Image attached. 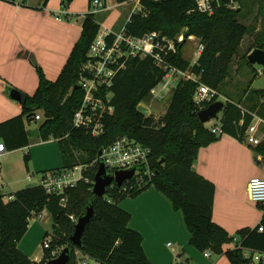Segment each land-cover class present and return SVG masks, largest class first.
I'll return each instance as SVG.
<instances>
[{"label":"trees","instance_id":"trees-1","mask_svg":"<svg viewBox=\"0 0 264 264\" xmlns=\"http://www.w3.org/2000/svg\"><path fill=\"white\" fill-rule=\"evenodd\" d=\"M48 1L45 0L44 5ZM73 1L62 0V6L68 7ZM127 1L130 0H117L119 4ZM239 1L242 2L241 9L222 8L209 15L197 10L196 0H147L149 15H133L127 24L129 34L142 36L150 31H159L176 39L185 32L186 38L200 37L205 46L196 64L184 58V42H176V51L165 57L169 63L199 75L200 81L182 80L173 91L166 114L159 119L141 113L137 106L141 102L149 104L152 101L151 89L162 80L165 70L150 56L134 57L129 60L127 69L116 75L110 87L115 111L105 118V133L93 136L73 126L75 111L84 97L78 84L80 70L101 23L94 13L83 17L81 36L56 80L48 79L43 69L35 64L39 75L35 93H26L27 101L22 104L20 115L0 122V142L5 144L7 151L30 145L31 130L28 127L32 122H38L35 115L41 110L45 119L37 127L40 138L58 141L63 162L61 167L44 173L90 165L98 158L100 150L111 145L117 137L126 135L152 149L149 164L154 176L147 179L145 186L135 187L125 194L119 193L118 188L114 189V201L111 202L106 197L95 195L93 184L85 180L66 190V206L61 203L62 196L49 193L41 185L9 194L0 190V264H46L57 257L61 248L72 245L70 235L75 223L69 215L75 213L79 217L87 211L89 204L94 206V218L86 227L82 247L73 246L72 257L67 264H78L77 249L98 264H153L143 248V235L130 228L132 216L120 206L125 198L137 197L151 186L165 194L176 211L183 212L190 232V244L200 252L225 255L231 264H249L244 249L264 252V231H259L260 226L264 227V215L254 228L247 227L230 234L213 220L216 185L195 170L203 147L224 135L245 142L254 114L264 118V89L250 91L246 102L242 100L243 95L236 97L228 93L229 100L220 119L223 134L216 135L200 121L198 113L219 96L201 103L194 100L199 83L219 91L230 75L233 58L242 39L249 33V27L239 19L243 3L248 0ZM259 38L254 49H264V36ZM12 89L16 88L9 87L8 91ZM248 91L249 87L245 93ZM255 151L261 156L258 163H264V140L255 146ZM29 159L28 153L25 160ZM96 173L97 166L85 171L91 180L95 179ZM257 206L264 209L260 204ZM44 211L53 220L54 236L50 246L44 249L43 259L35 261L20 250L19 243L29 229L30 219ZM47 235L46 232L45 237ZM233 243L234 246L226 248Z\"/></svg>","mask_w":264,"mask_h":264},{"label":"crops","instance_id":"crops-1","mask_svg":"<svg viewBox=\"0 0 264 264\" xmlns=\"http://www.w3.org/2000/svg\"><path fill=\"white\" fill-rule=\"evenodd\" d=\"M44 2L45 0H0V122L22 113V103L11 98L9 87L29 95H33L38 88L39 75L32 58L48 79L56 80L81 36L82 16L89 10L90 0H74L68 7L62 6V0H49L46 5ZM106 2L109 5V0ZM109 7L108 11H111L112 5ZM75 13L81 16L76 19L77 23L67 21L73 19L72 15ZM119 21L120 18L107 26L118 29ZM257 76L259 75L250 79L251 87ZM228 81L227 78V85ZM236 86L234 92L228 93L243 95L242 100L248 101L252 88L249 87L248 93H245L248 87L239 83ZM255 115L258 116L255 113L254 117ZM52 140L55 139L48 141ZM31 141L32 137L30 145ZM258 157L261 159L256 154L255 146L224 135L220 140L203 147L195 163V170L216 185L213 220L232 235L259 224L256 225V221L260 219V215L254 213L251 205L258 206L250 201L247 192L249 180L254 176L264 175V163H258ZM58 160L63 164L60 148ZM61 164L52 166L46 162V166L42 167L48 171L52 167H61ZM122 208L132 216L130 228L143 235V248L153 264H168L167 257L177 255L187 258L192 264H231L225 255H218L217 260H212L214 254L207 257L190 244V232L183 212L176 211L171 200L155 186L124 202ZM30 227L26 235L30 232ZM43 227L44 234L46 227ZM23 239L19 243L20 250L30 259L40 261L41 255L32 256L27 248H22ZM166 239L177 243L174 254L163 255L161 246L165 243L172 245ZM229 247L231 246H226Z\"/></svg>","mask_w":264,"mask_h":264},{"label":"built area","instance_id":"built-area-1","mask_svg":"<svg viewBox=\"0 0 264 264\" xmlns=\"http://www.w3.org/2000/svg\"><path fill=\"white\" fill-rule=\"evenodd\" d=\"M145 1L147 0L127 1L132 4V8L126 23L121 29H114V27H109L101 21L99 32L91 45L87 60L83 63L80 70L78 84L84 93V97L74 114L73 126L75 128L84 129L93 136H101L105 133V118L115 111V107L112 105L113 93L110 91V87L116 75L120 71L127 69L131 58L150 56L158 66L165 70L162 80L151 89L152 101L165 99L170 93L173 94V91L182 80L200 81L199 75L190 70L181 69L169 63L165 58L170 52L176 51L177 43L184 42L185 45L186 41L195 39V36H188L186 38L185 33H181L176 39H171L159 31H150L142 36L128 33L127 24L132 21L133 15L140 14L143 17L149 15ZM153 1L158 2L161 0ZM196 3L198 11L209 15H213L217 10L222 8L231 10L242 8V2L239 0H196ZM90 8L94 9L91 12L94 14L110 10L105 0H92ZM204 48L205 46L200 44L197 58L192 64H196ZM215 95L220 96L217 90L207 84L199 83L194 100L197 103L212 101ZM219 98L218 100H221ZM222 101L226 103L228 99L226 98ZM146 105L152 109V114L147 116H154L152 106L150 104ZM41 112L39 110L35 115V119L38 121L44 117L43 112ZM262 124H264V120L255 115L246 133V144L257 146L264 140ZM209 129L216 135L223 134L221 125L214 124ZM6 152L5 144L0 142V157ZM151 154L152 149L149 146H145L129 136H119L111 145L102 149V154L92 164L78 165L64 171L47 172L40 179L39 185L43 186L51 194L62 196L61 203L66 206L68 203V197L65 195L66 190L75 187L79 181L85 180L86 182H91L93 184L92 190L94 189L95 179L91 180L85 174L88 166H97L98 171L100 160H103L107 173L115 174L118 171L132 169L145 164L146 168L144 170H138L134 178L126 180L122 186L119 187L116 182H113L107 187L104 197L111 202L114 201V189L118 188L119 193L125 194L135 187L145 186L148 182L147 179L149 180L154 176L149 164ZM29 180H31V176ZM247 192L250 201L264 207V175L252 177L248 182ZM9 197L13 198L12 196ZM262 212L263 217L264 209H262ZM39 217L41 216L36 217L35 215L32 218L37 219ZM70 217L75 223L78 222L79 217H75L74 215H70ZM51 231V229L46 228L48 235L42 242L43 251L50 246L52 234L49 236V232ZM259 231L263 232L264 227L260 226ZM244 252L245 256L249 258V264L264 263V252L253 249H244ZM75 253L78 264H88L91 262V258L80 249H77ZM204 254L210 257L212 252L206 251ZM94 264L98 263L94 262ZM179 264L184 263L181 261Z\"/></svg>","mask_w":264,"mask_h":264},{"label":"rangeland","instance_id":"rangeland-1","mask_svg":"<svg viewBox=\"0 0 264 264\" xmlns=\"http://www.w3.org/2000/svg\"><path fill=\"white\" fill-rule=\"evenodd\" d=\"M109 5H112L111 11L106 10L95 15L100 18V21L108 25L113 23L116 19L120 18L117 28L121 29V27L126 23L128 19L132 4L130 2H127L120 6L117 0H109ZM93 11V8H89L87 13H91ZM80 17L81 16L75 13L74 15H72L73 19L67 20V16L64 15L65 20L74 22H76V19ZM83 17L84 16H82V19ZM239 19L242 23L249 27V33H247L242 39L239 50L233 58L230 66L231 72L228 77V85L225 81L224 86L218 91L220 95L219 99L221 100L226 99L228 92L232 93L236 90L235 87H237V83L242 86L250 87V79L254 78L256 75L259 76H257L252 83V89L250 91L264 88V65H249L247 62L248 57H246V55L251 54L254 51V47L258 45L260 39L259 37L264 36V0H248L247 2L243 3V10L240 14ZM200 44H202V39L196 36L195 39L186 41L183 47L184 58L193 62L197 58V52L199 50ZM32 60L37 63L34 58H32ZM171 94L172 93H170L169 96L165 99L153 100L149 103L153 108V114L155 118L159 119L166 114L172 99ZM219 115V119H212L210 122L206 123L207 127H210L214 124L220 125L222 111ZM44 119L45 117H42V119L38 122H32L28 128L30 130L36 129L39 124L44 121ZM59 148L60 146L57 140H52L49 142L44 141L42 138L32 137L31 145L28 148L8 151L4 153L0 157V190L5 194H9L29 186L39 185L40 179L44 175L45 171L42 166H46V162L47 164H51L52 166H59L61 164V162H59L58 160ZM28 153L30 154V159L29 161H26L25 155ZM52 168L54 169L58 167ZM89 169L90 166L86 168L87 171H89ZM30 176L31 180H29ZM132 198L135 197H127L122 200L120 202L121 207L124 205V202ZM251 206L254 208V213H258L260 215V219L256 221L257 225L261 220V215L263 212L260 208L255 207V205L252 204ZM70 215H74L75 217H77L75 213H71ZM38 216L41 217L37 219H30V232L23 239L22 248H27L29 252H31L32 256L41 255V261L44 257L42 242L46 233V231L44 234L42 233V229L44 228L43 226L52 230L51 232H49V236H51V234L52 236H54V232L52 226L53 220L50 214L47 211H44L43 213H41V215H36V217ZM70 219L72 220L71 217ZM36 221L38 222L37 224ZM36 225L38 227L37 229ZM169 241H171L172 245H168L165 243L161 246L163 255L174 254L173 250L176 248L177 243H174L172 239H166V242ZM229 246L233 245L231 244ZM64 248L65 247L60 249L59 255ZM217 257L218 255L214 254L212 260H217ZM181 261L184 264H192L191 261L187 260V258L185 259L178 255L175 257L168 256L166 262H168V264H170L171 262V264H179V262ZM91 262L92 264H94L95 261L91 259Z\"/></svg>","mask_w":264,"mask_h":264},{"label":"water","instance_id":"water-1","mask_svg":"<svg viewBox=\"0 0 264 264\" xmlns=\"http://www.w3.org/2000/svg\"><path fill=\"white\" fill-rule=\"evenodd\" d=\"M248 61L254 64L264 65V49L256 48L254 51L248 55ZM10 96L12 99H15L22 104L26 103L27 95L23 91L19 89L10 90ZM226 103L222 100H216L211 103L208 107L203 108L199 111L198 117L203 124L210 122L212 119H219L220 112L225 108ZM137 109L145 114L151 115L152 109L147 106L144 102L138 104ZM30 137L40 138L39 129L36 128L30 131ZM102 154V150H100L99 155ZM163 162V161H162ZM146 165L143 164L141 166H136L132 169L121 170L116 172L115 174H108L105 164L103 160H100L99 169L95 175V185L93 189V193L99 197H104L107 192V187L111 185L113 182H116L117 186H122L123 183L128 179H133L136 172L138 170H144ZM95 211L94 206L89 204L87 206V211L79 216L78 222L74 225V230L70 235V241L72 245L65 247L59 256L49 260L47 264H67L72 257L73 246L74 247H82L83 245V235L86 231L87 225L94 218Z\"/></svg>","mask_w":264,"mask_h":264}]
</instances>
